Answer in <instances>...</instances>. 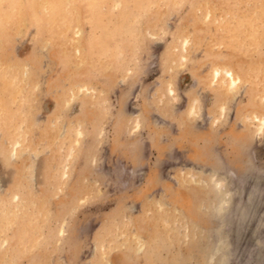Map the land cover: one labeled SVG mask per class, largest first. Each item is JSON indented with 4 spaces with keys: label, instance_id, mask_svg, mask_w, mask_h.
I'll use <instances>...</instances> for the list:
<instances>
[{
    "label": "rangeland",
    "instance_id": "1",
    "mask_svg": "<svg viewBox=\"0 0 264 264\" xmlns=\"http://www.w3.org/2000/svg\"><path fill=\"white\" fill-rule=\"evenodd\" d=\"M254 113L264 0H0V264H264Z\"/></svg>",
    "mask_w": 264,
    "mask_h": 264
},
{
    "label": "bare ground",
    "instance_id": "2",
    "mask_svg": "<svg viewBox=\"0 0 264 264\" xmlns=\"http://www.w3.org/2000/svg\"><path fill=\"white\" fill-rule=\"evenodd\" d=\"M45 2V1H44ZM47 3V2H46ZM50 3V2H49ZM53 4V3H52ZM59 4H61V3H59ZM50 5V4H49ZM94 5V4H93ZM51 6V5H50ZM58 6V5H57ZM32 7V6H31ZM59 7V6H58ZM63 8V7H62ZM51 9V8H50ZM32 10V9H31ZM32 14H33V12H32ZM35 14V13H34ZM33 14V15H34ZM35 16V15H34ZM36 18V17H35ZM36 21V20H35ZM41 21V20H40ZM182 45V44H181ZM180 45V46H181ZM184 45H186V44H184ZM79 46V45H78ZM77 46V47H78ZM78 55H79V57H80V54H81V52H80V47L79 48H76L75 50H74ZM244 70V69H243ZM211 72V79H212V81H216L217 83L216 84H218V83H225V84H227V85H229V86H231V84H233V85H235L236 83H237V81L238 80H240L242 77V75H240L239 74V72H233L232 70H230V69H227L226 68V66H224V65H221V64H219V65H216V66H214L211 70H210ZM245 73V72H244ZM243 73V74H244ZM232 85V86H233ZM78 89H79V92L80 91H87L88 90V87H87V85L86 84H83V83H81V84H79L78 86ZM228 87V86H227ZM234 87V86H233ZM223 89V88H222ZM256 89V88H255ZM172 90V89H171ZM255 114V118L256 119H258L259 121H264L263 120V117L262 116H260L259 114H257V113H254ZM78 133H79V131H78ZM80 134V133H79ZM19 141H16L13 145H12V153H13V151L15 150V148L19 145ZM17 150V149H16ZM12 156V155H11ZM71 156V155H70ZM64 168L66 169V167L64 166ZM64 176V175H63ZM214 180V179H213ZM208 184V183H207ZM211 184V183H210ZM213 184V183H212ZM216 187H218L219 186V182H216ZM212 186V185H211ZM213 187H214V185H213ZM209 187H207V189H208ZM205 189V188H204ZM211 190V189H210ZM217 190H219V189H217ZM207 191V190H206ZM214 191H215V189H214ZM208 192V191H207ZM206 192V193H207ZM215 192H217V191H215ZM224 193V192H223ZM219 194V193H218ZM225 194V193H224ZM254 194V193H253ZM212 195V194H211ZM222 194H219V196L220 197H222L221 196ZM219 196H217V198H218V201H219ZM19 197V195H18V193H14L13 194V200L15 201L17 198ZM209 197H211V196H209ZM20 198V197H19ZM18 198V199H19ZM212 198V197H211ZM227 200V198L226 197H224V198H222L220 201L222 202V203H224L225 201ZM215 201V200H214ZM20 202V201H19ZM15 204V203H14ZM220 207V206H219ZM243 209V208H242ZM241 208H238V209H235L234 211H230L229 212V214H233V216L234 215H238V216H241V218L242 217H246V215L247 214H249L248 212H244L243 210H242ZM246 210V209H245ZM247 211V210H246ZM216 213V212H215ZM217 215V214H216ZM237 216V217H238ZM228 217H224L223 219H222V223L221 224H224L226 221H228V219H227ZM239 219H240V217H239ZM243 219L244 218H242L241 220L243 221ZM246 219V218H245ZM231 220V219H230ZM238 221V220H237ZM240 221V220H239ZM245 221V220H244ZM243 221V222H244ZM241 222V221H240ZM227 224V223H226ZM236 224V223H235ZM176 225V224H175ZM176 227L179 229L180 228V225H179V227L176 225ZM182 227V226H181ZM234 228V227H233ZM172 229V228H171ZM175 229V228H174ZM177 229V230H178ZM182 229V228H181ZM180 229V230H181ZM221 229V228H220ZM184 230H188V228L186 227V228H184ZM214 230V229H213ZM252 230H254V229H252ZM212 230H210L209 232H211ZM214 232V231H213ZM219 237V236H218ZM135 239L137 240V237H135ZM137 242H139L138 240H137ZM223 241L221 240V239H219V240H217V243L216 244H214V245H212V249H214V251H213V253L212 254H208L207 255V257H206V263H210V262H213V261H216V254H217V252H219V249H220V245L222 246V243ZM139 244V246L136 248L137 249V252H140L141 250H142V248H143V244H142V242H141V244L140 243H138ZM235 244V243H234ZM237 245L238 244H236V246L235 247H237ZM210 246V245H209ZM208 246V247H209ZM233 246V245H232ZM234 247V248H235ZM234 248H233V250H234ZM235 249H237V248H235ZM238 250V249H237ZM246 250V249H245ZM211 251V250H210ZM254 251H256V250H254ZM221 254V253H220ZM218 255V254H217ZM222 255H224V254H222ZM226 256V255H225ZM230 257V256H229ZM235 257V256H234ZM250 257H252V256H250ZM230 259V258H229ZM245 259V258H244ZM219 261L223 264L224 262H225V258L224 257H221L220 259H219ZM256 264V263H255Z\"/></svg>",
    "mask_w": 264,
    "mask_h": 264
}]
</instances>
